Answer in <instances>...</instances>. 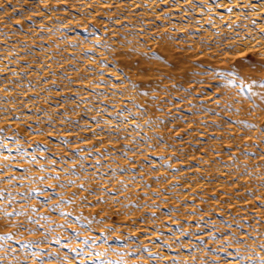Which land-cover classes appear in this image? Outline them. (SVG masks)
I'll list each match as a JSON object with an SVG mask.
<instances>
[{"label": "rangeland", "instance_id": "1", "mask_svg": "<svg viewBox=\"0 0 264 264\" xmlns=\"http://www.w3.org/2000/svg\"><path fill=\"white\" fill-rule=\"evenodd\" d=\"M172 3L0 0V264H264V56Z\"/></svg>", "mask_w": 264, "mask_h": 264}, {"label": "bare ground", "instance_id": "2", "mask_svg": "<svg viewBox=\"0 0 264 264\" xmlns=\"http://www.w3.org/2000/svg\"><path fill=\"white\" fill-rule=\"evenodd\" d=\"M159 1L167 2V0H143V5L157 14L153 5ZM172 1L173 11L180 14L178 23L174 24L181 26L179 29L192 24L197 29L205 28L203 35L213 38L225 32L230 34L233 40L238 41L234 54L241 55L247 50H257L258 55L264 56V0H201L202 5H197L196 0ZM135 6L136 3L132 1L130 7ZM182 17L185 19H181ZM167 51H169L168 47L165 52Z\"/></svg>", "mask_w": 264, "mask_h": 264}]
</instances>
